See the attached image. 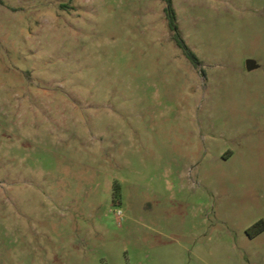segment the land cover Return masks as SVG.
<instances>
[{"label": "rangeland", "instance_id": "374dc122", "mask_svg": "<svg viewBox=\"0 0 264 264\" xmlns=\"http://www.w3.org/2000/svg\"><path fill=\"white\" fill-rule=\"evenodd\" d=\"M165 5L0 3V264H264V0Z\"/></svg>", "mask_w": 264, "mask_h": 264}, {"label": "trees", "instance_id": "16d2710c", "mask_svg": "<svg viewBox=\"0 0 264 264\" xmlns=\"http://www.w3.org/2000/svg\"><path fill=\"white\" fill-rule=\"evenodd\" d=\"M165 1V16L168 21V26L171 29V31L174 32V39L178 45L179 48L182 49L184 55L187 57V59L193 63L195 66H198L201 61L198 58V56L190 49V47L187 45L185 40L182 38V36L179 33V27L177 23V14L173 6V0H164ZM0 3H2V0H0ZM252 229L256 230V234L264 231V221L256 223Z\"/></svg>", "mask_w": 264, "mask_h": 264}, {"label": "water", "instance_id": "95a60500", "mask_svg": "<svg viewBox=\"0 0 264 264\" xmlns=\"http://www.w3.org/2000/svg\"><path fill=\"white\" fill-rule=\"evenodd\" d=\"M258 67V65H257V63L254 61V60H247V69L249 70V71H251V70H253V69H255V68H257Z\"/></svg>", "mask_w": 264, "mask_h": 264}]
</instances>
